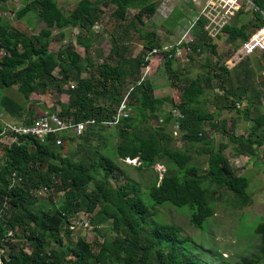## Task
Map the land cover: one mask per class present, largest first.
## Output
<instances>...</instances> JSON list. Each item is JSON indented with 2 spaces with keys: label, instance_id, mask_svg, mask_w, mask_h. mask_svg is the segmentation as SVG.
Instances as JSON below:
<instances>
[{
  "label": "trees",
  "instance_id": "16d2710c",
  "mask_svg": "<svg viewBox=\"0 0 264 264\" xmlns=\"http://www.w3.org/2000/svg\"><path fill=\"white\" fill-rule=\"evenodd\" d=\"M7 0H0V4ZM114 7L112 16L124 21L128 8L143 10L153 15L156 9L153 0H108ZM264 13V0H252ZM99 0H78L65 16L57 7L55 0H27L15 12L17 18L33 14L43 24L37 34L26 36L0 17V111L8 118L24 124L33 118L23 120L24 105L13 98L3 95V90L14 88L24 103H28L34 90L44 94L47 90L67 96V105L60 106L59 115L72 117L76 122L94 120L108 121L115 113L123 96V87L128 78L133 88L128 95V106L132 114L116 127L118 141L113 145L110 156L102 153L94 144L99 140V130L88 126L77 139L83 148H91L90 158L70 160L60 155V146H54L53 138L45 145L26 141L20 146H3L0 157V257L1 264H204L200 256L210 258L211 251L201 248V253L190 249L196 247L190 240L178 237L177 230L169 225L148 227L149 216L139 194V187L130 179L118 183V163L136 160L139 167L148 169L154 164L167 168L158 183L148 191L154 204L167 203L174 207L186 206L191 209L190 224L201 230L207 219L213 217V194L225 188L230 192L233 208H243L250 203L246 192L247 178L232 170L223 151L226 143L216 147L205 128L226 138L233 146L235 154L253 156V151L264 141V122H256L249 127L246 135H233V125L226 127V118L214 120L213 115L201 110V97L211 88V83L219 82L223 108L234 110L244 116L250 112L247 107L236 109L235 103H242L243 90L234 95L231 81L233 76L244 72L247 62L240 61L229 73L224 67L213 64L205 58L202 65L205 74L195 78H178L171 67L174 50L161 53V63L172 87L182 83L181 101L174 107L167 99L153 97V86L146 81L136 86L138 69L148 65L144 55L136 58L126 56L127 47L122 42L130 27L138 32L145 55L160 50L161 45L155 31H143L133 22L117 36L109 37L110 49L101 63L81 61L70 46L61 50L49 49L51 30L63 31L78 28L88 31L96 25L102 12ZM241 11L234 13V21L220 28L216 37L225 36V42L235 50L264 21L258 14H252L251 21L240 22L236 18ZM134 19L139 22L138 16ZM141 24V22H139ZM204 20L199 18L191 27L192 32L200 35L198 42L190 45L187 60L192 61L198 52L214 46L210 45L207 33L203 32ZM194 28V29H193ZM198 31H201L199 33ZM141 32V34H140ZM263 60L259 71L264 69ZM54 71H56L55 74ZM84 75V76H82ZM227 75L230 77L228 78ZM74 83L72 88L68 83ZM228 85L229 89L224 86ZM63 89V87H65ZM238 89V88H237ZM228 99V101H227ZM235 99H239L234 101ZM168 101V107L178 109L183 119L179 121L180 139L183 148L173 147L172 135L165 132V126L151 127L147 120L150 115ZM46 111L49 113L54 112ZM169 117V116H168ZM165 118L168 122L169 118ZM260 117V116H259ZM168 118V119H166ZM76 138L62 137V141ZM92 142V143H91ZM199 146L198 154L207 155L202 174L190 164L189 149ZM173 166L171 172L167 166ZM16 178L11 183L10 175ZM112 180V185L110 181ZM117 181V182H116ZM61 193L55 204L45 200L48 211L39 209L35 191ZM84 213L92 215L90 226L108 223L114 232L112 237H101L100 241L77 239L71 241L68 225L71 220ZM12 235L7 237V230ZM95 232V230H93ZM254 234L258 237L256 254L241 259L237 264H264V218L256 225ZM202 250H204L202 252ZM216 254L213 253V256ZM5 257V258H4Z\"/></svg>",
  "mask_w": 264,
  "mask_h": 264
},
{
  "label": "rangeland",
  "instance_id": "374dc122",
  "mask_svg": "<svg viewBox=\"0 0 264 264\" xmlns=\"http://www.w3.org/2000/svg\"><path fill=\"white\" fill-rule=\"evenodd\" d=\"M26 1L27 0H7L0 4V17L16 30L22 32L26 36H31L37 34L44 26L33 14H25L21 18L15 16V12L20 10ZM99 1L102 14L95 26L88 31H83L76 27L67 28L61 32L55 29L51 30L49 36V49L51 51H56L65 48V46H70L72 51L80 57L81 61L87 59L92 63H101L105 60L110 49L109 37L111 35L117 36L122 30V28L118 27L119 25L120 27H128L129 22H133L138 29L143 31L153 30L161 45V49L155 50V53L150 52V54H144L146 52L142 49V43L138 39L139 33L134 32L130 27L127 29V35H125L122 42L124 43L123 45L127 47V57L133 59L144 55V61L147 62L148 65L138 69V78L143 74V81H150L152 83L153 97L167 99L174 107L181 101V87L183 85L182 83H177L178 87L175 88L170 85V80L162 66L163 61L161 63L162 52L175 48L170 64L172 69L177 71L178 78L180 79L183 78L185 69H188L192 73L186 72L189 73L187 75L188 78H194L199 72L202 73L200 76H203L205 74V69H202L201 65L205 62V58L209 60L210 65L216 64L219 66L227 60L226 66L230 68L247 57L244 56L240 50L238 53L236 50H231L226 44L224 36H222L223 39H217V37H215L214 31H217L216 34L218 32L220 33V28L217 25L216 29H211V26L215 25L214 23H219V25H221L222 22H226V24L233 22L230 20H232L234 14L232 13L233 15L231 16L224 13L229 12V10L226 11V7H229L228 4L221 3L220 8H216L215 5L220 4L217 0H153L156 5L153 15H149L140 9L128 8L124 21H120L112 16L114 7L110 5L108 0ZM55 2L62 14L66 16L76 5L78 0H55ZM134 16H138L141 24L134 19ZM251 17V13L242 12L239 18L236 19L238 22L241 20V22H247L249 20L251 21ZM199 18L204 20L202 31L207 33L211 40L212 37L215 39L214 51H211V47H207L198 52L189 63L187 60V49L192 42L188 39L193 31L191 27ZM198 32L201 33V31ZM262 53L264 52L254 53L248 56L258 57L254 60L256 69L263 63V60L259 58ZM55 73L56 71H54L53 74ZM129 78L126 85L123 87V95L129 87L133 88ZM261 79L264 80L263 75ZM143 81L141 83H143ZM229 81H231L232 93L235 95L237 90L234 89L232 78L229 79ZM212 83L216 88V91L210 90L212 96L214 97V95H216L217 97H215V99L222 98V94L218 89L219 82L214 80ZM67 86H74V83L69 82ZM65 88L66 86L63 87V89ZM224 88H227V90L229 89L228 85H225ZM2 94L10 96L15 101L24 105L23 120L36 117L41 113L51 110L52 107L55 109V113L59 112L60 106L65 107L67 105L66 94L61 93L56 95L49 90L44 94H38L35 89L28 103H24L21 96L15 92L14 88L3 90ZM202 99H204V95L201 97V103ZM167 102L168 101H165L163 106L159 111L155 112L154 115L149 116L147 123L153 128L165 126V132L168 134L170 133L174 139L172 142L173 147L180 149L184 147V144L179 141L180 133L173 136V128H171L172 118L170 116L168 117L169 110L174 107H168ZM203 108L204 110H209V107L205 103L203 104ZM238 112L241 113V111ZM131 114L132 112L130 109L129 116ZM166 116L169 118L168 122H165L166 120L164 117ZM9 120L19 122L10 117ZM227 120L226 127L228 128V124L232 125V122L230 118H227ZM95 128L97 129L98 127ZM98 130L99 140H96L94 144L98 146L102 153L110 156L113 145L118 141L116 127L99 126ZM206 132L208 131L206 130ZM216 135V137L212 136L211 138L214 147L223 140L221 135ZM226 143L228 144L227 140ZM79 144H83L79 139L63 141V144L60 145V155H66V157L72 161L85 157L90 158L92 149L88 147L83 148ZM3 146H5V144L0 143V157ZM197 149H199V146H194L188 151L191 155L190 164L199 167L198 173L202 174L206 166L207 155L196 153ZM232 156L230 152H228L226 156L230 165ZM236 159L240 161L241 167L235 168L231 165V168L237 175H242L247 178L248 185L246 192L249 196L250 203L243 208H233L230 203V192L225 188L221 189L218 191L219 193L213 194V197L216 198L213 204V217L207 219L203 228L199 231L195 230L190 224L191 209L189 207H174L167 203L154 204L150 201L148 197L149 189L158 183L162 171L167 169L161 164H154L148 169H143L136 166L137 163L133 165L122 163L117 160L119 169V179H117V181L121 184L124 179L127 178L138 185V196L147 207L149 213V216L145 220L148 227L153 225L172 226L177 230L178 237L188 239L190 240V244L196 245V247L190 249L195 254L198 252L201 253V248L206 249V251L210 250L211 254L209 255V259L206 260L203 255L200 256L203 258L202 261L204 264H237L241 259H248L256 254L258 237L254 234V229L264 218V165H257V159L254 160L253 158H245L243 160H241V158ZM167 167L171 172L175 171L173 166L168 165ZM110 184L112 185V180ZM61 196V193L44 191L40 196H36L38 201L36 206L42 211L47 212L49 206L45 200L49 199L56 204L61 199ZM91 217L92 215L89 214H78V218L82 221L88 222ZM90 227L91 228L88 229L79 228L73 230L70 234L71 241L74 243L77 239H83L92 242L94 240L100 241L101 237L114 236V232L110 229L108 223L98 225L97 227ZM93 230H95V232H93ZM203 251L204 250H202V252ZM213 253L216 255L213 256Z\"/></svg>",
  "mask_w": 264,
  "mask_h": 264
},
{
  "label": "built area",
  "instance_id": "2783aa9c",
  "mask_svg": "<svg viewBox=\"0 0 264 264\" xmlns=\"http://www.w3.org/2000/svg\"><path fill=\"white\" fill-rule=\"evenodd\" d=\"M217 1L220 2V4H216V8H220L221 3L228 4L229 7H226V11L229 10V12H224L225 14H229L232 16L235 12L238 11L249 14L256 13L264 21V13L256 7L252 0ZM214 24L215 25L211 26V29L213 30L216 29V25L221 28L226 25V22H222L221 25H219V23ZM214 32V34L216 35L217 31ZM239 50L244 56H250L254 53L264 52V23L259 28L254 30L250 34V36L239 46L237 53ZM151 53H155V50L153 49ZM261 74L264 76V69L261 71ZM143 79L144 76L142 74L135 85H139L143 81ZM72 87L73 86H71L70 88ZM131 90V87L127 89L126 93L119 101L115 113L108 121L95 122L94 120L90 119L83 122H76L72 117L64 115L60 116L59 112H44L34 117V119L30 123L24 124L23 122H15L13 120H9V118H7V116H5L0 111V143H4L6 147H9L12 144H14L15 146H20L26 141L35 142L38 145H45V143L49 142V138H53L51 140L53 145L60 146L63 144V141L61 140L62 137H72L77 139L85 132L88 126L117 127L120 125L121 121L129 117L130 109L127 105V97ZM234 107L236 109H239L242 107V105L240 103H236ZM168 116L172 118L171 128H173V136H175L177 133H179V121L183 119V115L178 109L172 108L169 110ZM121 162L133 165H136L137 163L136 166L139 165L136 160L125 159ZM231 165H233L235 168L241 167V163L237 159H232ZM163 172L164 171H162V173ZM10 179L11 183H14L15 180H20L19 178H16V175L14 173L10 175ZM44 191H46L44 188L38 189L37 191H35V196H40ZM79 228L88 229L91 227L89 226L87 221H82L78 218V216H75V218L71 220L70 224L68 225V230L72 232L73 230ZM11 235L12 231L8 229L6 236L10 237ZM1 256H3V250H0V257Z\"/></svg>",
  "mask_w": 264,
  "mask_h": 264
},
{
  "label": "crops",
  "instance_id": "0c3cea01",
  "mask_svg": "<svg viewBox=\"0 0 264 264\" xmlns=\"http://www.w3.org/2000/svg\"><path fill=\"white\" fill-rule=\"evenodd\" d=\"M248 17H249V15H248ZM230 21H234V18H232V20H230ZM236 21H237V19H236ZM240 22H238V23H240ZM199 37H200V35H198V34L196 35L194 32H191L190 38L188 40L190 42H192V44L194 45L195 43L198 42L197 40H199ZM215 37H216V35H215ZM221 38L222 37L217 36V39H221ZM224 38H225V36H224ZM214 40L215 39L212 37V40L210 38L207 41H209L210 45L215 46ZM184 44H186V43H184ZM183 46H181V47H183ZM171 49L175 50V48H171ZM237 49H238V47H237ZM237 49H235V50L237 51ZM231 50H232V48H231ZM256 58H258V57L257 56H251V57L247 56V57L243 58V60L245 62H247V64H248L247 67L244 68L243 73L237 74L236 77L234 75L233 79H232V83L234 84V89L237 90V93H240L241 92L240 90H243L242 99H240L242 101V103H240L242 105L241 108L243 109V108L248 106L247 108L250 109L249 113L244 114V116H243L242 114L237 113L234 110H229V111L225 110L223 108V105L225 104L226 99H222V98L215 99V97H217V96L216 95H214V97L212 96V93L210 90L216 91V88L214 87L215 85L213 83H211V88L204 93V99H202V103L203 104L205 103L209 107V110H204L203 104H201V110L204 112H207L209 114H212L214 120L217 121V120H220L222 118H226V120H227V118H230L232 125H233V135H235V136L246 135V132L248 131L249 127L252 126V124L255 125L256 122L258 123V122H261L262 120L264 122V80L261 79V76H262L261 70L260 71L257 70L260 67L257 69L255 68L254 60ZM243 60H241V61H243ZM226 62H227V60L221 66L224 67L229 73L232 71V69L237 67V65L239 63L238 62L229 68L226 66ZM201 68H202V65H201ZM202 69H204V68H202ZM187 71L190 72L188 69H185L184 74H183V78H185V77L188 78L187 75L189 73H186ZM204 71H206V70H204ZM190 74H192V73L190 72ZM201 74L202 73L199 72L198 74H196L194 76V78L200 76ZM227 77L230 78L231 76L229 77L227 75ZM220 93L222 94L221 90H220ZM237 93L235 95H237ZM237 100H239V99H235L234 101H237ZM227 101H228V99H227ZM236 103H239V102H236ZM228 125H231V124H228ZM205 130L208 131V134L210 135L211 138H212V136H214V137L217 136L215 132L209 131L207 127L205 128ZM225 139L226 138L223 137V140L220 143H226ZM226 145L227 146H226L225 150L223 151V155L227 156V153L230 152L233 155L232 159H236V158L240 159L241 158V160H243L245 158H247V159L253 158L254 160L257 159V161H258L257 165L258 164L264 165V141L261 143L260 146H258L253 151V153H254L253 156H247L245 154H243V156L237 155V154H235L233 146L230 143H228V144L226 143ZM226 156H224V157H226Z\"/></svg>",
  "mask_w": 264,
  "mask_h": 264
}]
</instances>
